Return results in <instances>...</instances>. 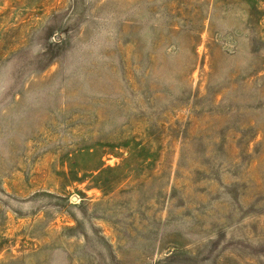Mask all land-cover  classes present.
I'll list each match as a JSON object with an SVG mask.
<instances>
[{
    "label": "rangeland",
    "instance_id": "1",
    "mask_svg": "<svg viewBox=\"0 0 264 264\" xmlns=\"http://www.w3.org/2000/svg\"><path fill=\"white\" fill-rule=\"evenodd\" d=\"M0 264H264V0H0Z\"/></svg>",
    "mask_w": 264,
    "mask_h": 264
}]
</instances>
